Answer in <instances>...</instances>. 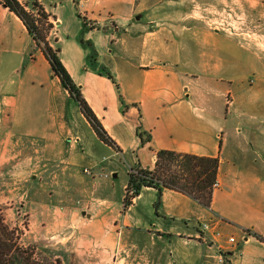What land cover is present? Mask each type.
<instances>
[{"label": "crops", "instance_id": "obj_1", "mask_svg": "<svg viewBox=\"0 0 264 264\" xmlns=\"http://www.w3.org/2000/svg\"><path fill=\"white\" fill-rule=\"evenodd\" d=\"M38 1L55 27L64 23L62 18L53 16L45 0ZM66 5L73 14L93 24L95 28L92 29L103 33L104 38L119 40L117 36L123 33L130 41H139L142 59L149 57L156 62L151 71L174 73L175 78L183 75L187 80L191 76L199 80L204 77L227 84L218 96L228 97L230 109L237 107L240 119L234 131L245 136L251 144L252 157L248 175L242 178L240 174L224 178L220 164L210 208L178 191L164 189L160 194L156 188L146 187L125 210L129 169H152L160 150L226 162L222 151L217 155V142L209 137L213 133L203 135L208 138L205 144L210 152L192 141L191 131L195 127L189 122L200 117L209 122L214 116L206 108L199 112L196 107L190 110L200 113L199 118L196 114L186 115L184 110H189L190 103L175 93L177 96L172 101L153 102L159 107L151 113L163 123L161 136L165 140L158 141L148 132L146 141L143 137L135 138L133 145L128 147L121 130L125 116L116 101L94 103L86 97L117 147H114L116 153L110 154V149L94 133L96 151L92 147L86 152L95 155L106 152L94 161V169H104L106 173L105 167L112 168L116 182L102 179L91 186L89 179H79V174L72 170L74 161L62 162L59 171L53 173L47 192L49 200L63 206L61 212L57 211L63 222L55 224L53 221L54 230L62 237L57 248L73 256L97 253L99 259L91 264H264V45L259 42L264 40V0H66ZM246 15L252 19H247ZM220 16L233 28L234 24L245 26L252 22L256 29H261L252 34L244 29L240 32H232L233 28L220 29L213 26L219 24ZM47 62L19 17L0 5V115L3 117L0 151L3 156L9 155L10 149L14 152L26 150L27 145L12 141L14 131L19 125L29 128L27 121L36 124L40 118L32 115L30 120H19L16 115L25 87L37 85L38 98L48 105L50 99H56L61 81L52 74ZM63 63L72 74L70 67ZM139 67L149 69L146 63ZM149 75L150 72L144 73L146 79ZM116 77L125 90L121 74ZM188 90L190 98L192 91ZM65 95L70 96L67 91ZM138 111L142 115V106ZM53 118L58 121L57 117ZM45 119L52 118L46 116ZM67 134L71 136L73 132ZM74 139L85 150L80 134L74 132ZM220 139L224 146L226 132ZM41 152L36 149V153ZM47 152L48 149H44L42 153ZM109 155L119 163L105 160ZM50 159L44 155L43 161L48 163ZM7 161L10 162L9 158ZM37 166L31 168L39 169ZM42 174L36 172L32 183L43 182ZM117 196L121 208L113 202ZM51 218L57 221L55 214L48 216V220ZM203 224H209L210 228L203 231ZM230 238H234V242H230Z\"/></svg>", "mask_w": 264, "mask_h": 264}, {"label": "rangeland", "instance_id": "obj_2", "mask_svg": "<svg viewBox=\"0 0 264 264\" xmlns=\"http://www.w3.org/2000/svg\"><path fill=\"white\" fill-rule=\"evenodd\" d=\"M27 1L32 2V0H23L22 3ZM45 1L53 16L60 17L64 21L63 24L54 26L48 34L50 44L59 48L62 62L64 61L70 67L72 78L86 101V97H90L94 103L96 101L99 103L103 101L114 103L116 101L121 113L125 116L121 130L126 146L131 147L135 138L139 140L143 137L146 141L148 132L153 133L154 138L158 141L165 140L161 136L164 129L163 123L159 122L151 113L155 111L156 106L159 107V105H153V102L163 99L172 101L177 96L175 93H178L190 103L187 107L189 110H184L186 115H200V113L190 110L196 107L199 112L206 108L214 116L209 122L202 120L199 116L196 121L192 119L189 122L195 127L191 134L192 141L198 144L196 146L210 152V147L205 144L208 138L203 135L206 132L213 133V136L209 137L214 138L217 142V155L222 151V157L226 158L224 163H221L219 159L222 164V176L230 179V177H238V174L241 175V178L248 175L249 160L252 157L249 152L252 146L246 141L245 136H240L239 132L234 131V126L239 124L240 119L236 113L237 107L230 109L228 97L218 96L220 90L224 91L223 87L227 84L210 81L204 77H200L199 80L191 76L187 80V77L184 78L183 75L177 77L180 84L174 73L168 74L162 70L151 71L152 65L156 62L150 60L149 57H146L145 60L142 59L139 41H130L128 36L123 33L117 36L119 40L104 38L103 33L92 29L95 27L86 18L73 14L69 5H66V0ZM27 10H31L30 7ZM245 17L252 19L250 15ZM218 20L219 24L213 26L225 30L233 28L232 25H228L223 16H220ZM234 26L232 32H240L241 29H244L252 34L253 32L258 33L261 29L260 27L256 29V24L252 22L250 25L234 24ZM259 42L264 45V40ZM36 49L39 48L36 46ZM143 63L148 65V70L139 67ZM47 65L51 70L48 62ZM146 72H150L147 79L144 77ZM118 74H121L120 81L125 84V90L117 80ZM92 76H96L98 79ZM132 82L134 84L130 85ZM126 83H128L127 87ZM189 84L195 85L190 86ZM189 88L192 91L190 98ZM39 90L37 85L25 87L23 101L21 100L22 102L16 110L19 120H30L32 115L40 117L37 118L36 124L34 121H27L26 124H29L27 125L29 128L19 125L14 131L15 137L12 138V141H20L27 145L26 150L17 152L18 150L15 148L16 152H14L10 149L9 155L4 156L0 151V229L4 232L0 231V236L3 243L12 247L11 251L6 252L7 255L4 256L3 263L23 264V258L28 257H30V262L35 264L95 263L99 259L97 253L73 256L61 248H57L62 237L54 229H56L55 224L63 222L62 215L58 214L63 206L62 203L49 200L47 192L50 185L48 183H50L53 173L59 171L62 162L74 161L72 170L79 174V179H89L91 186L92 183L102 179L116 182L114 172L109 167H105L106 173H104V169H94V161L101 159L106 152L98 149L101 151H97L98 155L87 154V149H92V147L96 151L93 142L97 137L82 113L77 99L65 95L67 90L61 83L57 88L55 101L50 99L48 105L44 99L38 98ZM128 100L135 102L132 103ZM107 106L111 108L109 103ZM141 106L142 115L138 111ZM42 116L44 119L41 118ZM46 116L52 119L45 121ZM53 117H57L58 121ZM2 119L3 117L0 115V122ZM170 124L171 122H168L169 127H171ZM230 126H232L231 131H229ZM31 130L35 131L29 135ZM69 131L73 132L71 136L67 134ZM74 132L82 137L83 147L86 145L85 150L82 149L77 139H74ZM224 132H226V142L223 146L220 135ZM2 139L3 137H0V142ZM103 144L110 149V154L116 153L112 145ZM36 149H40L42 152L44 149H48L49 152L46 154L36 153ZM44 155L48 159L51 158V161L45 163ZM107 157L105 160L114 164L119 163L118 159L111 155ZM8 158L10 162L7 161ZM32 165H38L39 169L31 168ZM86 168L95 170L96 179H93L91 175H86L84 172ZM34 172L38 174L43 172V182L32 183ZM107 177L109 178L107 179ZM26 180L27 183H23ZM119 185L120 182L117 181L118 189ZM117 199L119 200L118 196L113 199V202H116L115 204L120 205L121 208V203L117 202ZM51 214H55L57 221L52 218L48 220V216ZM53 221L56 223L53 224ZM17 249L24 254L18 257Z\"/></svg>", "mask_w": 264, "mask_h": 264}, {"label": "trees", "instance_id": "obj_3", "mask_svg": "<svg viewBox=\"0 0 264 264\" xmlns=\"http://www.w3.org/2000/svg\"><path fill=\"white\" fill-rule=\"evenodd\" d=\"M22 2L23 0H0V5L15 13L22 21L35 45L46 57L53 74L59 78L69 95L77 99L82 113L97 137L104 143L117 148L115 146L116 143L108 135L101 121L83 98L80 89L66 69L60 58L59 48L50 44L48 34L54 28L53 23L50 21L51 17L38 0ZM28 7L31 10H27ZM219 167V158L160 150L156 153V161L152 169L131 168L124 198V209L126 210L131 206L134 199L146 187L156 188L160 194L164 189L178 191L194 197L201 205L210 208L215 185L218 183ZM0 231L4 233L3 230L0 229ZM11 250L12 247L3 243L0 236V264H5L3 263V258L7 255L6 252ZM17 253L18 257L24 254L20 253L18 249ZM29 259L30 257L23 258L22 263L35 264L31 263Z\"/></svg>", "mask_w": 264, "mask_h": 264}, {"label": "built area", "instance_id": "obj_4", "mask_svg": "<svg viewBox=\"0 0 264 264\" xmlns=\"http://www.w3.org/2000/svg\"><path fill=\"white\" fill-rule=\"evenodd\" d=\"M130 171H131V169H130ZM84 172H85L87 175H91L92 177H95V174L93 173V171H92L91 169L86 168V169L84 170ZM217 185H218V184L215 185V188L217 187ZM201 228H202L203 231H204V230L206 231V230H208V229L210 228V225H209V224H203V225L201 226ZM229 241H230V242H234V238H230ZM221 260H222V259H221Z\"/></svg>", "mask_w": 264, "mask_h": 264}]
</instances>
